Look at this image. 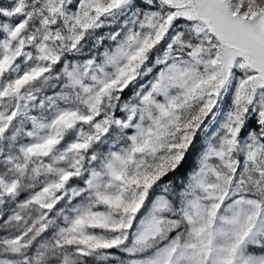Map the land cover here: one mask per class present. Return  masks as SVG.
Masks as SVG:
<instances>
[{"label": "snow or ice", "instance_id": "1", "mask_svg": "<svg viewBox=\"0 0 264 264\" xmlns=\"http://www.w3.org/2000/svg\"><path fill=\"white\" fill-rule=\"evenodd\" d=\"M0 264H264V0H0Z\"/></svg>", "mask_w": 264, "mask_h": 264}]
</instances>
